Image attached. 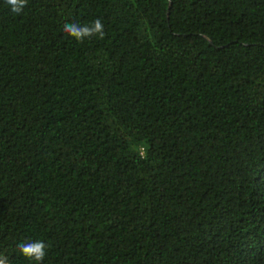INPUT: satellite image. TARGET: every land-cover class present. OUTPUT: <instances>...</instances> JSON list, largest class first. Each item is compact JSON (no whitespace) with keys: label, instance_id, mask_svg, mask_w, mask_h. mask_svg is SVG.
Returning <instances> with one entry per match:
<instances>
[{"label":"trees","instance_id":"1","mask_svg":"<svg viewBox=\"0 0 264 264\" xmlns=\"http://www.w3.org/2000/svg\"><path fill=\"white\" fill-rule=\"evenodd\" d=\"M35 240L43 264H264V0H0V256Z\"/></svg>","mask_w":264,"mask_h":264},{"label":"clouds","instance_id":"2","mask_svg":"<svg viewBox=\"0 0 264 264\" xmlns=\"http://www.w3.org/2000/svg\"><path fill=\"white\" fill-rule=\"evenodd\" d=\"M5 4L14 14H21L28 5V0H4ZM64 33L74 38L78 42H83L85 38L98 36L103 39L105 36L104 25L101 19L97 18L89 24H64ZM49 245L43 240L28 241L17 245V251L27 260L35 264H43L47 255L46 248ZM0 264H8L6 256H0Z\"/></svg>","mask_w":264,"mask_h":264}]
</instances>
